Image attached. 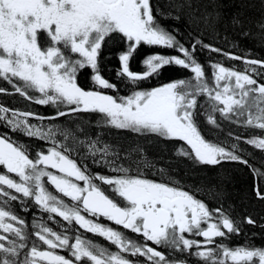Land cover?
I'll list each match as a JSON object with an SVG mask.
<instances>
[{
  "label": "snow or ice",
  "instance_id": "6c2138e0",
  "mask_svg": "<svg viewBox=\"0 0 264 264\" xmlns=\"http://www.w3.org/2000/svg\"><path fill=\"white\" fill-rule=\"evenodd\" d=\"M232 3L238 10L227 24L238 39L225 35L229 48L238 49L240 39L264 47V0L256 20L246 15L254 3ZM224 6L0 0V80L12 88L0 94L55 110L45 115L0 104V127L7 129L0 134V264H264V246L251 237L228 242L245 226L264 231V223L226 207L222 189L189 185L174 175L171 160L148 154L154 141H164L193 166L244 165L254 197L264 202V169L240 147L243 139L264 152V59L206 42V35L220 38ZM113 57L109 79L104 65ZM177 71L188 75L167 78ZM201 118L212 129L228 122L259 134L210 140Z\"/></svg>",
  "mask_w": 264,
  "mask_h": 264
},
{
  "label": "trees",
  "instance_id": "16d2710c",
  "mask_svg": "<svg viewBox=\"0 0 264 264\" xmlns=\"http://www.w3.org/2000/svg\"><path fill=\"white\" fill-rule=\"evenodd\" d=\"M225 5L221 11L224 14V21L219 25L220 38L213 39L212 35H206V42L214 43L217 46L224 48L225 50H231L237 55H243L245 51L251 50L252 58L264 59V47H261L256 40L253 39H240L238 49H230L227 41L223 39L226 35L228 41L238 39L232 32V29L228 26L227 20L231 14L237 11L236 5L232 3V0H220ZM250 3H254L256 6L246 10V15L253 20H256L260 16L259 12V0H249ZM253 33L257 31L255 27L252 28ZM213 59L222 60L225 66L236 65L238 69L243 70V64L240 61H233L225 59L216 54H212ZM200 60L206 61L207 56L201 55ZM117 66L116 60L113 57L111 61H106L104 67L105 77L112 79L114 77V69ZM134 70H140L139 65L134 62ZM113 69L109 71L108 69ZM206 71L208 69L206 68ZM188 73L183 71H177L167 78H179L180 76H187ZM3 103L6 105H26L22 101L19 95H7L3 96ZM94 119V118H93ZM61 123V122H60ZM201 126L206 130L208 127L203 118H201ZM96 129L93 128L92 132L95 134ZM213 135H222L215 129H209ZM229 132L233 133V136L238 135L236 130L229 127ZM113 136L119 135L122 139L124 137L131 138L129 133H117L116 130H112ZM245 151V158L249 160L250 164L256 167L264 169V152H259L248 145H243ZM173 145L170 142L154 141L149 146V156L164 155L165 159L171 160V168L175 170L174 175L181 179L183 182L189 185L196 186H215L217 190H223V203L227 207L232 205L235 213L243 215H252L258 222L264 223V202L257 200L252 192L253 188V176L250 170L239 163H224L222 166L211 167V166H193L192 163L184 158H177L172 155ZM251 153V155H247ZM203 198V193H201ZM206 201L210 207H216V201L211 197H207ZM255 233V236L252 234ZM251 237V242L256 246H264V231L259 227L245 226L244 233L239 236H232V239L236 242H244Z\"/></svg>",
  "mask_w": 264,
  "mask_h": 264
},
{
  "label": "flooded vegetation",
  "instance_id": "af4514ba",
  "mask_svg": "<svg viewBox=\"0 0 264 264\" xmlns=\"http://www.w3.org/2000/svg\"><path fill=\"white\" fill-rule=\"evenodd\" d=\"M243 68H244V66H243ZM107 78V77H106ZM84 83H86V82H84V81H82V84H84ZM0 88H6V89H8V91L9 92H11L12 91V88H11V86L9 85V84H7L5 81H3V80H0ZM16 95H18V94H16ZM3 96H7V94H0V104H2V105H4V106H6V107H9V108H13V109H30V110H32V111H35V112H38V113H42V114H45V115H49V114H51L52 112H54L55 110L53 109V108H51V107H49V106H40V105H36V104H34V103H30L29 101H26L24 98H22L21 97V99H22V101H24L25 103H26V105H6L5 103H3ZM64 120H65V118H61V120L59 121V122H61V123H63L64 122ZM229 127H232V128H234L235 130H236V133L238 134V135H241L243 138H248L250 135H252V134H259V130L258 129H244V128H242V127H240V126H238V125H235V124H230V123H228V122H223L222 123V131L221 130H217V129H215V130H217V131H219L220 133H222V135H213V133H211L210 131H209V129H212L210 126H208L207 128H206V130L203 128V126H201V128H202V133L206 136V138L207 139H210V140H214V139H217V138H219L220 140H224V139H227L228 138V136H227V134H228V130H229ZM7 131V129L6 128H3V127H0V134H3L4 132H6ZM235 136H237V135H235ZM235 136H233V137H235ZM14 139H17V140H19V141H21V142H25V143H31V144H33V145H37V144H39L40 142H38V141H35V140H31V141H29V140H27V138H25V137H23L22 135H19V134H15L14 135ZM244 143H243V139L240 141V147L241 148H243L244 146ZM245 145H247V144H245ZM248 146H250V145H248ZM250 147H252V146H250ZM253 148V147H252ZM254 149V148H253ZM256 150V149H255ZM257 151H259V152H261L260 150H257ZM16 210H17V212H18V214H20V215H24L25 216V219H27V220H29V221H31V219H32V216H31V214L29 213L28 215H25L24 213H20L19 212V207H17L16 208ZM33 211H35V210H33ZM106 223H109L110 224V222H106ZM111 226H114V227H119V226H115V225H111ZM88 236H89V238H91V239H93V240H95V241H97V242H99V243H101V244H105V245H107V242L106 241H104L102 238H100V237H97V236H92L91 234H87ZM131 235V234H130ZM199 239H202V238H199ZM232 246H236V245H242V244H244V242H239V243H236L233 239H232V237L230 238V240L228 241ZM66 254V253H65Z\"/></svg>",
  "mask_w": 264,
  "mask_h": 264
}]
</instances>
